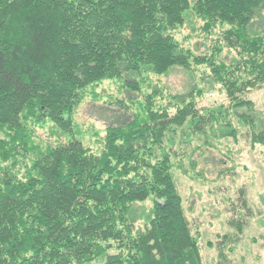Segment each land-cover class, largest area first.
<instances>
[{
    "label": "trees",
    "instance_id": "trees-1",
    "mask_svg": "<svg viewBox=\"0 0 264 264\" xmlns=\"http://www.w3.org/2000/svg\"><path fill=\"white\" fill-rule=\"evenodd\" d=\"M191 19L215 37L207 54L176 39ZM176 68L227 102L202 107L198 86L177 96L147 83ZM113 80L141 101H118L131 120L94 153L73 113L85 89ZM263 87L264 0H0V264H204L174 163L192 141L235 139L234 119L264 145V126L237 113ZM45 121L68 139L34 145ZM238 201L250 217L244 191Z\"/></svg>",
    "mask_w": 264,
    "mask_h": 264
},
{
    "label": "rangeland",
    "instance_id": "rangeland-1",
    "mask_svg": "<svg viewBox=\"0 0 264 264\" xmlns=\"http://www.w3.org/2000/svg\"><path fill=\"white\" fill-rule=\"evenodd\" d=\"M255 22L257 31L262 24L259 20ZM200 24L191 19L176 39L196 53L207 54L215 37L205 39L198 30ZM225 56L228 60L233 57L228 52H224ZM147 80L152 87L177 96L187 95L198 86L205 91L199 98L202 99V107L227 102L220 87L206 79L201 82L198 76L178 68L166 76L150 75ZM85 90L88 95L73 113L75 137L92 152L98 153L103 147L101 140L105 131L131 120L130 113L122 109L118 101H123L129 108V102L141 101V97L126 93L122 80L104 81ZM248 97L253 103L252 108L237 113L253 118L259 131L264 126V87L251 92ZM233 125L237 127L235 139L209 137L203 143L192 141L188 146H182V151L188 156L175 161V180L204 264H217L219 261L222 264H264V145L252 146L253 133H250L247 123L238 125L234 119ZM38 126L33 136V143L38 147L53 146L68 139L50 121ZM179 148L178 144L174 150L177 152ZM240 191H244L250 217L246 216L247 213H235ZM150 209L151 203L146 202L138 205L137 212L148 214Z\"/></svg>",
    "mask_w": 264,
    "mask_h": 264
}]
</instances>
